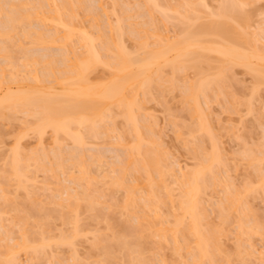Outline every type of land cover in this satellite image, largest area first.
<instances>
[{"label": "bare ground", "instance_id": "bare-ground-1", "mask_svg": "<svg viewBox=\"0 0 264 264\" xmlns=\"http://www.w3.org/2000/svg\"><path fill=\"white\" fill-rule=\"evenodd\" d=\"M15 1H17V0H1L0 1V38L2 37L0 43H2V39H3L6 41V43L9 41L7 43L9 45V43H11L12 40L15 39V38L14 39L11 38V37H13L12 32L14 31V29L16 27L20 28V26H21L22 32H20V34H22V36H20L18 34V31H20V30L17 31V29H15V31H16L15 34L17 33L15 36H17V35L20 36L19 38L21 40L23 39V37H24V39H28L27 42L29 41L30 43L29 44L27 43V45L29 46L30 44L31 45L33 44L34 46H31V45H30L31 47H27V45L24 46L23 43L26 40H24V42L22 41L23 43L20 42V44H22L20 48L17 46V48L22 50L25 54V55H22V58H24V59L22 60L23 62L20 61V65L22 64L21 65L22 68L20 67V65H18L21 68V69H19V67L17 65H16L17 67L12 65V64H14L13 63L14 60L13 61L10 60V62L8 60L9 56L12 55V54H9V52L12 48L10 50L8 49L9 52L7 53V49L5 46H8V45H6V43L4 41L3 42L5 44L4 43H2V44H4L5 46L2 44L0 45V56H1L0 58L2 60V58L4 57V59H5L4 62L6 61L4 64H6V66L10 67V69L12 70V72L10 69L7 70L6 68H8V67L5 68L4 64H2V67H0L1 68L0 69V120H3V118H4V120H6V119L8 120L9 118H6V117H9V116H11L17 120L16 114L22 115V114H20V112L25 113L26 114L25 117H27V116L33 117V118L31 117V120L34 119L35 117L38 118V121H36L34 123L35 126L33 125L34 127L32 129V130H34L33 133H35L38 136L36 138L38 141L41 142L44 135H46L48 132L47 129H50L51 130L50 131L51 136H52V138H51V136H50V138L53 139L55 141V143L56 142L60 143V136L63 137V135H64V137L66 139H67L66 136L70 137L72 139V141L76 145H78L77 148L80 146V147H82L81 149L84 150L85 148H83V147L87 144L86 138L93 137V139H94L95 137L100 136L99 133L103 132L104 129H105L104 132L107 136L109 135L110 132L114 133V131H113L114 125L112 127H110L112 125L111 124L112 123L111 117L115 114L113 112H116L118 114V116H120V117L123 116L124 121L128 122L130 125L129 126L130 129L128 128V124L126 125L127 130L124 134H126L128 132L130 135L131 134H132V136L134 135V140L131 139L133 142L131 141V143H130V141H128L129 138H126V135L124 136L123 133L122 134L125 138L122 136L123 139H122V137L117 139V141L119 140L117 142V144L120 147H124L126 145L127 141H128L127 145H128V143H129V145L132 143L133 144L131 146H128L129 147V149H127L128 153L125 155L126 159L124 160V157H123V159H122L123 161H120L123 163V165H122V163H119V165H117L119 168H117V166L114 167V169L115 168L120 169L118 171H120L121 173L119 172V175L111 178L112 174H114V173L118 174V173H116V172H118L116 170V172L114 171L109 176L111 178V183L109 181V184L112 185V186L110 185L109 187L112 188L114 185V186H117L115 188H124L123 190L126 191L125 192L126 193V195H125L126 199H125V201H123L125 203H124V206L121 205V206H123L121 208H125V210H127V211L130 208L134 209V207H136V209H137L138 205L136 203H138V204L140 203V204H142L143 211H144V209H145V211L147 209L148 216L144 215L145 211H144V214L142 216L137 215V214H133L132 212L128 211L127 213L128 214L130 213L129 214L130 216H131V214H133L135 217L133 219H130L128 216L129 220L134 221V222H131L130 225L135 224L133 226L131 225L132 229L134 227V229L132 230L133 232L131 231L129 234H127V235L124 234L122 236H119V235L117 236V234H115L116 236H114V238H113L114 239L113 242L115 243L114 245L120 247L122 249V251L125 252L126 259L128 261L127 264H132V263L139 264L140 261H141V264H143L145 262V260H144V258H142V256H139L140 251H142V249L140 250V248H141L140 247V243H141L140 241L142 240V237L144 236L143 234L146 232V229H148V227H149V228L154 229V230L152 229L151 232L152 233L154 232L156 235H158L160 237V238L159 237L158 238L161 241H163V240L167 241L169 239L171 241H173L171 243L174 244L173 248L175 249V251L177 250L178 252L183 253L182 250L187 249L190 252V255H188V256H190L188 261L184 260L185 262L183 263V261H182V264H221V263H219L220 260L218 261V259H219L218 254H221V251H222L221 249L223 246L222 245L223 242L221 240L222 234L220 233L221 227L218 228L219 231H218V229H216L218 226L217 227L214 226L215 230H214V228L211 229L212 227L209 229L208 228L209 223H207V221H205L206 219H204V216H206L205 211L207 212V210L205 209V211H203L204 209H201L202 208L201 205L204 206V204H201L202 203L201 200L203 199L202 197H204L202 195H204V191H206L205 189L208 188L207 185L210 184V183H208L209 179H212L214 181L213 182L214 188L217 184L224 185V184H222V183H224V181L218 180L219 178H218V175L216 172V167H215V164H217V162H219L218 161L219 159H220V161L223 162V160H221V155L219 156V155H215L212 153H208L203 157L204 158L203 159L201 154H200L199 157H201L202 159L199 160L200 158L198 157L199 158L198 162H200L198 167L196 169L194 168L195 170L193 169V170H189V171H185V172L181 171L180 170L181 167H179L178 171H180L181 173L178 174V176H177L178 172L176 170L170 169V173H171V171H172V173L173 172L175 173V171L177 172L175 174L173 173V175L174 176L176 175L175 176L176 177L175 182L179 185L178 187L180 189L179 190L180 193L177 195V197L174 196L173 193H175L174 192L175 190H170L173 188H171V187L169 188V186H167V184H166L167 182H164V177L171 175L172 173L169 174L168 172H166L168 170V168L165 169L166 167H163V166H167V165L166 164L163 165L164 164L163 162H165V159L163 160L164 157H162V154L160 153L161 152L160 149L158 150V147L160 144H159L158 140L155 139L154 137L147 136L148 132L147 131L145 132V129H147V128L150 129V126H148V125L145 126L146 123L140 124V122H142V123L145 122V120H144L145 118L143 119V117H144L143 112H142V115H143L142 119L144 121H142L141 118H140L141 120L139 121V117H138V116H140L138 113V110L140 112L141 108L143 109V106H144V104H143L144 102L141 103V101H144V100H142L138 97H139L140 93H142L143 95L148 93L149 88L151 87L150 86L151 82H153L154 80H158L157 82L162 80V83H165L164 81H167V80H165L166 77L164 79L163 78L161 79V77L165 76L164 75L165 74L164 66L167 67V65H170L172 67L173 71H179L180 70V71H182L181 73H183V70L185 72V69L186 70L189 69L188 67H192L193 69L196 68V70H197L200 67L198 65L199 60H201L200 56H201V58H202V56H204V54H203L204 51H200V50H205V52L206 51L215 52L216 54L220 55L217 58L220 59V61H221L220 62L221 64L220 63L218 64L219 68H218L217 72L215 73L216 77L212 76L214 78H212V77L209 78V79H212L209 81V79H206V77L207 76L209 77V75L206 76L203 74L202 75L203 77L201 76V78H200V76H199V78L201 80L199 81V78H198V80H197L198 83H197V81L196 82H190L192 84H189L188 87H186V85H185V89L183 91V96H184V99L186 102V106H187V104L189 105L188 109H190L189 111H191V115L193 116V119L195 121L194 122V126H195L194 129L191 128L192 132H194V133L195 132H199V133L200 132L201 133L206 132V130L209 129V128L207 129V127H209V126L206 127V125L204 123L206 119H203L204 122L202 121V118H206V117L204 116V114H203L204 117L202 116L203 111L201 109V105L199 104V102H201V101H199V97L202 98L201 96H204L205 98H209V97L211 98L214 94V93L212 94V91L214 90L213 88H215V92L217 91L219 93L220 88L222 87V85H224L221 83H225L224 79L226 78L227 74L230 72L231 67L234 68L235 66L241 65L245 68L247 67L248 68L247 70L248 71L250 70L251 73H253V75L257 74V76L260 79L264 78V50H263V52L260 51V50H262V48H261L262 45L264 46V42L262 41V40H264V36H263V38L261 36L262 40L260 42H262V44H260L259 39H258L259 43L256 40L257 43L255 42L256 45L254 46L257 50L256 52L254 51L255 50V48H254L252 53H246V51L244 52L240 48V45H239V44H241L240 42L243 41V36L241 33H239L241 31V28L236 27V24H237L236 22H238L239 24L241 23L240 24L241 27H242V25L244 26V22L246 23V21H245L246 15L242 16L243 13H241V11L239 13L241 15L238 14L239 10H241L243 8V6L242 7L240 6L241 9H239L240 7L238 5H241L242 3L239 2L238 0H235L236 2H234V0H224V4L223 5L221 4L222 6L219 7L220 8L219 11L217 13H215V15L218 17V20L212 19L214 21L209 22V23L200 22L201 24L200 25L198 24L199 27H197V26L195 27V31H194V29H192L193 31H189L190 30L189 29L188 31H186L184 33L185 28H183L182 29L183 35L179 36L180 38H178L174 41H172V39L169 38L168 35H167L168 37L162 36L160 33H158V35H157L156 34L157 32H155V31L152 32L153 33L152 35L151 34L148 35L150 37L137 36L138 35L137 33L139 31L148 33V30H147L148 26L144 23L143 26L146 27V29H145L146 31H145V30H143L144 27L142 25H141L142 27L140 26L141 28H138L139 24L136 23L137 24L136 25L137 26L136 27V31H137L136 34L137 35L135 34V32L131 35V33L133 32V30H131L132 27L130 28L131 31L129 30V28L127 31V32H129L128 34L131 37H133V35L136 36V37H133L134 39L137 38L136 40L133 39L136 44L137 43L141 44L142 45L141 47H143L144 49L148 48V46L150 47L149 41L151 39L147 40V38H152L151 36H154V38L156 36V39H157V37L160 38L161 43H158V41L154 40L155 43H154V41L151 42L152 44L154 43V45L151 44V48L146 49V52L143 56H138L136 54L137 52L136 53L133 52L136 55L132 56V52L130 51L131 53L129 52L130 53L129 54L127 52L128 49L126 50V48L123 45V44H125L124 41H122L123 40L122 36L125 33L123 27L119 26L121 29H123V32H124L123 33L122 31H120L119 34L117 32L118 29H116V27H115L116 25L114 26L111 23L109 24L110 25L109 28L111 27L109 30H105L106 28L102 30L104 33L102 31H100L101 28H100V30H97L99 32V34H97V36H96V37H98L97 39H99L98 42L100 41V39L102 40V43H100V45H102V46H100V48H99V44L96 43V39H95L96 37L93 38V36L91 35V31L89 29H86V27L83 25L85 21L82 23V20L80 19L81 20V26L82 25L83 26L81 27L79 25L80 21L77 22L78 11H79L78 8L81 9L80 7L84 5V0H76L75 3L73 2V0H44V1L41 0V2H42L41 3L39 0V3H38L39 5L37 3H33V0H31L32 2L31 1L28 2L27 0H26L27 2L25 0L24 1L22 0L23 1L22 2L21 0H19L20 2L17 1L16 3H14ZM100 1H102V0H100ZM193 1L194 0H191V3H190V1H188L189 3L187 2L186 4L184 2V4H185L184 7L186 5H188V8H189V4H190L191 5L190 7L193 8V10H191L192 8L189 9L190 11H188L184 8L186 10V12H183V13H186V16L190 15L187 13V11L189 13H191V11L194 12L195 8H196L195 11L196 10L200 11L199 8L197 9V6L195 7V4L196 3L198 4V2L195 0V3H194ZM203 1L204 0H202V2ZM237 1L239 2L238 4H237ZM90 2H92V1H90ZM142 2L143 3H140L141 5L144 4V1H142ZM85 3H87V2H85ZM204 3H205V1H204ZM29 4L31 6L33 4L32 7L30 6V10L28 7ZM35 4H37V5H35ZM98 4H97V6H98ZM146 4L151 5L152 3H148V2L146 3L145 2V5ZM147 5L145 7L149 8L150 6H147ZM156 5L158 6V4H156ZM92 6H94V5H92ZM116 6H117V4H116ZM137 6H138V4H137ZM203 6L205 7L206 3L202 4V7ZM25 7L28 8V10ZM141 7L142 6L139 5L138 9L141 12L143 10L145 12L146 9H144V8L142 9ZM151 7H153V6H151ZM151 7L149 9H151ZM83 8H85V7H83ZM99 8H100V10L102 8V11H105V9H106V8H104L103 4H101V5L99 4L98 8L93 7L92 11L96 10V12H97ZM126 8H127V6H126ZM130 8H132V5ZM159 8H161V7L159 6ZM175 8H178V7H175ZM175 8H172V9H175ZM182 8H183V6H182ZM186 8H187V6H186ZM133 9H134V7L132 8V11H133ZM161 9L167 11V8L163 7ZM139 10H138V13H136L137 11L135 13L136 14L141 13ZM237 10H238V12H237ZM150 11H152V10H150ZM154 11H156V8H155V10L150 12V15L154 14ZM175 11H176V9L173 12H175ZM80 12H81V10H80ZM96 12L94 14H96ZM170 12H172V11H170ZM170 12H169V15L171 14ZM104 13H107V11H105ZM147 13L149 14V12H147ZM178 13H177V15L180 14V13L179 14ZM196 13L197 12L192 13V14H194V17H195ZM143 14H142V16H143ZM175 14H176V12H175ZM184 15L185 14H183L182 17H185ZM197 15H198L197 17L199 18L198 13H197ZM210 16H212V15L210 14ZM213 16H214V13H213ZM127 17L132 18L129 15ZM165 17L167 18V15H165ZM192 17H193V15L192 16L190 15L188 18H190L192 20ZM122 18L124 19V17H122ZM122 18L120 17L119 18L120 20H118V21H122ZM171 18L174 19V17H172V16H171ZM188 18H186V19H188ZM198 18H196V19H198ZM214 18H216V17L214 16ZM127 19L129 20V18H127ZM149 19H150V17H149ZM186 19H184V20L187 22L189 19L188 20H186ZM193 19H195V18H193ZM182 20H183V18H182ZM191 20H189V21H191ZM231 20L232 21L235 20L234 22L236 24L235 25L231 24V22H230ZM96 21H97V19H96ZM96 21H95V26H96V24H100V23H97ZM168 21H169V19H168ZM36 22L38 24L41 23L40 27L39 26L37 27V25H35ZM46 23H49V24L51 23L55 26L52 34H50V32H47V31L46 32L48 34L46 32H44L45 30H48V29L43 28L44 29V31H43V29L41 28L42 27L41 25L44 24L43 25V27H44L45 25H47ZM146 23H148V22H146ZM191 23H192V21H191ZM51 24L49 26H51ZM148 24L150 26V23H148ZM184 24H186V23H184ZM93 25H94V23H93ZM99 27L100 26L98 25V28ZM117 27H118V25H117ZM187 27L189 28V26H187ZM35 28H36V30H35ZM98 28H96V29H98ZM190 28H192V27H190ZM193 28H194V26H193ZM237 29L239 32L237 31ZM149 31H151V30H149ZM106 32L108 33V35ZM121 32H122V34H121ZM149 33H151V32H149ZM116 34L119 35V38L122 37V39L121 38L120 39H121V42L123 44L119 41V38L117 39L115 37ZM120 34H121V36H120ZM208 34H211L212 36L215 35L214 37L219 38V40H220L219 42H221L220 38H222V40L224 39L223 43L221 42L220 44H218V43H215V41L214 42L212 41L213 42L212 44L213 45L216 44V46L215 47H213V45H212V47L208 46V45H210V43H203V39L205 42L206 38H208L210 36L209 35L206 37V35H208ZM94 35H96V34H94ZM262 35H264V34H262ZM170 39H171V41H170ZM245 40L243 42H245ZM15 41H18V40H15ZM163 41H165L166 43H162ZM208 41L210 42V40H208ZM206 42H207V40H206ZM74 43H75V45H74ZM76 43H77V45H79L80 49L83 48L81 50L82 51L81 53H79L80 51L77 50L78 46L76 45ZM245 43H247V40ZM12 44H13V42H12ZM20 44H19V46H20ZM205 44H208V45L206 46ZM217 44L220 46L217 47ZM257 44L261 45L260 50H259V48H257ZM97 45H98V47H97ZM39 46H41V47H39ZM53 46L56 49L61 50V51H59L61 54L60 53L56 54L57 51L55 53H53V52L51 53V51H49V50L50 49L53 50L52 49V48H54ZM13 48H15V47H13ZM19 49H17V50H19ZM83 50H85V52H83ZM103 50H105V52ZM22 51H21V53L23 54ZM62 51H64V53ZM101 52L104 54L105 53H108V54L110 53V54L104 56ZM111 53L113 54V57H112ZM142 53L138 52V54H142ZM107 56H109V57H107ZM206 58H208V57H206ZM11 62H12V64H11ZM8 63H9V65L11 64V66L7 65ZM58 63H61L62 66ZM58 65H60V66H58ZM101 65H103V67L105 66L104 70L106 69L107 70L106 72L109 73V74L108 73L104 74V76L105 75L109 76L107 78L108 80L105 81V80H99L98 79L97 81H100V82H93L94 80H96L97 78H100V77H101L100 79H104L103 75H102L103 77L102 76L99 77L98 75L96 76L94 73L98 69L97 67H100ZM42 66H43V68H40ZM14 67H15V69H14ZM108 68H109V70H108ZM162 68H163V70H162ZM41 69H42V71H41ZM40 71H41V73H40ZM199 71H201V70H199ZM9 73H10V76H8ZM173 74H176V73H173ZM200 74H202V71H201V73H199V75ZM204 76H206V77L204 78ZM171 77L172 76H170V78ZM170 78H169V80L171 82L170 84H172V87H171V85H170V87L173 89L174 85L177 86L174 83L175 82L174 80H176V79H174L175 77L174 78L172 77L171 78L172 80ZM203 78L206 80H204ZM91 80H93V81L91 82ZM102 81H104V82H102ZM154 83H156V81ZM195 83H197V84H195ZM218 87H220V88H218ZM223 87H225V85ZM222 90H224V88ZM222 90H220V92ZM209 92H211L212 96H209ZM217 92L215 94H217ZM221 94L222 93H220L219 95H221ZM217 96H218V94H217ZM140 97H141V95H140ZM213 97L216 98V96H213ZM219 97L220 96H218L217 98L219 99ZM146 98H147V96H146ZM139 100H141V101H139ZM200 110L202 112H200ZM143 111H145V110L143 109ZM201 116H202V118H201ZM28 119L29 118L27 117V120ZM108 119L111 121V123L109 122ZM115 119H116V117L114 118V116H113L112 120L116 121ZM19 120H21V119H19ZM34 121H35V119H34ZM23 122L21 121V123H23ZM105 122H106V124H105ZM107 122L110 123V126H108L109 123H107ZM24 123H26V121ZM29 123H26V124H29ZM31 124H32V122H31ZM115 124H116V122H115ZM207 124H208V121H207ZM27 126H28L27 128L32 127V125L31 126L27 125ZM192 127H193V125H192ZM130 131L132 133H130ZM149 132H152V135H153V131L149 130ZM207 133H209V132L207 131ZM129 134H128V136L131 138V136ZM180 135H181V133L179 134V137H180ZM53 140H52V142H53ZM72 146H74V145L72 144ZM16 147L17 148L13 151V155L11 154V156L8 159L9 164L8 163L7 164L9 165L8 166L10 169L9 171L11 172L10 173L11 175L9 174V178L11 177V179H12L14 177L16 182L18 180V185L20 187L22 186V184L27 183V181L25 179H28L31 177V174L29 175L28 170L26 172V169L33 163L37 167V169L34 167L35 171H37V170L38 171H45L44 173L47 172V174L49 172L54 174L55 173L54 170L59 169L58 171H61V168L66 169V171H67V169H69V164L66 165L68 163L66 161H69V160L72 161L71 166L79 168V169L76 168V169H78V173L80 174L79 175L77 173L79 176H75V175H77V174H75L74 177L71 178V176H73V173H70V171H69V174H72V175H69L70 179H69L68 175H66L67 173L65 172V170H63L64 171V172L62 171L63 174L67 176L65 178L66 180L64 179L65 180L64 182H67V180H68L69 184H67V183H65V184L69 185V186H64L65 185L64 182L62 183L64 185H62V187H60L61 192L59 191V193H57V195L59 194L58 195L60 198L59 200H57V197L53 194L55 196L54 204L57 205L58 209H61L62 212L63 211L65 212V210H62V209L67 208L68 211H71V213L75 214V218L74 217L72 218V216L70 215L71 213L69 212L70 214H68V216L70 215V217H71V220H69L70 218L68 219L66 214L63 213V215H62V212H61L60 218L62 220L65 219V220H63V222L65 224H69V223H66L67 220H69V222L78 221L77 224L72 223V225H75L74 228L76 227V225L79 224V220H77L78 219L77 217H79L78 214H80L79 212L81 211L80 209H81L82 205L80 203L82 200L83 201L87 200L88 206L86 208H90L91 210L96 209V206L99 203H101V202L98 203V201L96 202V199H97L96 197H98V196H95V199H94V197L92 198V196L96 195L95 194L96 191H98L96 189H94L95 190L94 192H93V189L91 190L93 182L90 181L91 184L90 185L88 184V186L89 187L91 186V188L90 189H88L89 187L87 188L88 193H91V196L86 192L87 191V189H86L87 184H84L86 187L83 186L85 191L80 192L77 188V187H79V185L82 186V184H81L82 180H85V182H86V180L88 179L87 176H89L91 179L94 178V177H91L90 175H88L89 169H87L86 164H88L90 162L87 160L89 158L86 159L88 161V163H86L87 161L84 162L85 158H86L85 155H87V154L83 150H81L82 152L80 151L78 153L77 151L74 150V148L70 147L71 149H73L72 153L75 152L78 155L71 154L72 157L67 159L65 157L66 155L62 156L64 154L63 151L60 153L57 150L60 147L58 145V148L56 149L57 152H54V150H53V152L49 151L48 152L49 154L45 153L44 156L47 157V159L44 158L45 161L49 159L48 155H51L50 152L52 153V155H53V153H55L54 155H55V160H56V161L54 160L55 161L54 163L53 162L50 163L51 160H49L50 164H52V165L55 164L54 166H52V165L46 166L47 162H45V161L42 162L43 156L37 155L41 151L40 152L37 151L38 153L36 152V154H35V150H34L33 154H30L27 152H26L27 153L26 154L23 150V152L25 154V156H24V154H23L21 148L18 146V144ZM128 147L125 146V148H128ZM196 147H198V145H196ZM201 147H202V145H201ZM52 148L54 149L55 145ZM47 150L48 149H46V151ZM79 150H80V148H78V151ZM25 151H27V150H25ZM31 151H32V149L29 152H31ZM46 151H44V152H46ZM202 151H204V150H202ZM197 152L199 153V148L197 149V151L194 154L196 155ZM83 153H85V154H83ZM200 153H202V152H200ZM216 153H217V151H216ZM247 153H248V151H247ZM34 154L37 156L36 158L34 157L35 156ZM91 154L92 153H90V155H89L90 158L92 157ZM218 154H219V152H218ZM41 155H42V153H41ZM38 156L42 157L41 160H40V158H38ZM246 156H247V154H246ZM52 157H54V156H52ZM218 157H220V158L218 159ZM96 159H98V161H96ZM96 159H95V161L99 162V161H101L100 159H102V157L97 156ZM89 160H91V159H89ZM93 160L94 159L92 158V161ZM249 160L251 163H253V162L259 160V158L256 156H251L249 158ZM32 161H33V163L30 164V162H32ZM93 163H95V162H93ZM93 163L89 164V165H93ZM96 165H97V163H96ZM120 165H121V167H120ZM218 165H220V163H218ZM66 166H68V167H66ZM112 166L113 165H111L110 168H112ZM99 167L101 168V162H100ZM169 168H171V167H169ZM31 169L32 168L30 167L29 172H31ZM174 169H175V167H174ZM182 170H183V168H182ZM58 171H56V172H58ZM132 171H134V172H132ZM130 172L135 173V174L138 173V174H136V177L134 174V178H132V180L134 179L133 184L130 183V182H132L131 179L129 182V180H127V177H126V176H129L128 174ZM167 173H168V175H166ZM32 174H34V173H32ZM57 175L58 174L56 173V176ZM106 175H104V176L106 177ZM173 175H171V177L174 179ZM48 176H52V175L49 174ZM32 177L30 178L31 180L34 178V177L33 178ZM53 177H55V174L53 175ZM14 178L12 180H14ZM129 178H130V176H129ZM9 180L10 179H8V181ZM87 181L89 182V180H87ZM216 181H219V182H216ZM59 182L61 183V181H59ZM71 182H72V184H71ZM215 182H216V185H215ZM27 184H25L24 186L27 187L26 186ZM47 184L50 185V183H47ZM75 185H77V187L74 188ZM19 186H18V188H20ZM166 186H167V188H166ZM164 187L166 188V190H168V188H169L167 196H169L168 198L171 199L170 202L172 203V208L175 207V210L173 213L175 222L172 225L173 220L169 221V223L171 222V226L168 224V222H167L168 220L165 219L164 216L162 215V213L164 211L161 213V211L163 210L162 207L163 206L166 207V205H163V204H166L165 200H167V199H163V198L161 199L160 198L163 195L160 192L162 191V188L164 189ZM224 187L230 188V186H226V185ZM3 188H4V186H0V189H1L0 190V200L3 202H6V203H8L7 202L8 200L11 202L10 198L9 199L7 198V196H9V195L6 194V192L4 190H2ZM212 188H213V186H212ZM229 188H228V192L226 190L227 193L224 192V193H226L224 195H227L229 193L225 197L224 201L222 200L224 197L221 199L223 203L220 201L222 203L221 205H223V206L218 205L219 206L218 208L220 210L224 209L223 210L224 213L221 210L222 212L220 214L221 218L224 221H227L229 219L227 216V214H229V212H231L230 214H232V212L234 213V211L238 213V210L240 209V204L243 201V199H242V201H240L241 199H239V196H238L239 194H236V193L234 194L233 192H235V191L233 190V192H231L232 189L230 190ZM89 190L91 192H89ZM170 191H171V193H170ZM139 192H143L144 194L143 193L141 194ZM29 193H31V192H29ZM92 193H93V195H92ZM138 193L141 194V195H139L140 196L139 198H137L138 195H136ZM63 195H66V196L64 197ZM50 196L54 197V196H52V194ZM3 198H4V200H2ZM172 198L173 199L176 198L175 200L177 202L175 200H173ZM95 202L98 204H95ZM162 202H164V203L162 204ZM220 202L218 204H220ZM10 204H14V203H10ZM39 205H40V203H39ZM167 205L169 206L168 203H167ZM8 206H9V204L7 205V207ZM32 206L35 207L34 205H32ZM42 206L43 205L41 203L40 207H37V208H41ZM7 207H5V208H7ZM44 208H45V206H43L41 209H44ZM90 209H88V210H90ZM133 209H131V210H133ZM136 209H134L133 211H135ZM33 210L34 209H32L31 212ZM45 210H46V208H45ZM247 210H248V208H247ZM5 211H3V212L0 211V230L1 231L4 230V232L3 231H2V233L0 232L2 235L4 233V236H0V237H2L4 239L3 240L4 242H6V243H4V244L2 243V244L6 245L5 251H7V252L4 251L5 252L4 253L1 251V250H3V246L1 244L0 245L1 246L0 264H24V263L26 264V261L24 263H20V262H22L20 260V257H19L20 254L19 255L17 254L20 251H23L24 253L30 254V255H31L30 252H36V253H39V255H41V253H42V255H43V252H45L43 250L44 246L45 245L48 246L50 244H45L43 246L42 244H44V243L41 242L42 243L41 247L43 246V249H42L43 251H41V248H39L40 246L38 245V244H40V242H37L38 244L37 243L34 244L35 239L33 240L34 241L33 243H31V240L29 241V239H31V237H30V235H28L29 233L26 234V232H25V231H27L26 230L27 228L25 227V229H24L22 226L20 227V224H22V223L25 224L26 220H28L26 218L27 215L23 216L22 215L23 213H20V212L18 214V217L19 216L20 217L17 218L18 222L17 221L16 222L18 224L20 223L19 224L20 231L24 229L23 230L24 232H19L22 236V237H20L21 241L18 240L17 243H13L16 240L15 241L13 240L12 236L10 235L8 228H7V230H5L6 225L4 224V221H3L4 216H1V215H4L3 213H6ZM16 211H17V209H16ZM37 211H38V209H37ZM39 212H41V211H39ZM149 212L151 214H153L152 217H151V215L149 217V214H150ZM169 212H170V214H172L170 210H169ZM217 212H220V211H217ZM47 213H45V214H47ZM95 213H97V212H95ZM224 214H226V216ZM62 216H64V217L62 218ZM98 216H100V215H98ZM145 217H148L150 219H147ZM161 217H162V219L164 218L167 221H164V219L162 221ZM152 218H154V219H152ZM14 219L15 218H13V220ZM74 219H76V220H74ZM146 219L149 222H146ZM244 219L245 218L239 219L240 221L238 223L239 224L238 225V230H239L238 231V233H239L238 237L240 239H241L243 233L245 232L244 230H246V232H250L252 234L253 231H256L255 233H257V231H259V230H255V228L258 229L260 227L257 225L255 226V224L252 225V224H250L251 222H248L246 219L245 220ZM230 220H231V218L229 219V222H230ZM224 221H223V223H224ZM165 222H167L166 225H165ZM13 223H15V222H13ZM43 223L44 222H42L41 224H43ZM203 223L206 224L207 228H204L205 224L203 226ZM258 223H260V222L258 221ZM18 224H16V225L18 226ZM45 225H47V224H45ZM144 225H146V226H144ZM79 226H80V224H79ZM79 226H77V227H79ZM157 226H159V227L155 229V227H157ZM209 226H211V225L209 224ZM145 227H146V229H144ZM11 229H13V227ZM79 229H80V227L77 229L78 232H79ZM205 229H208V230H205ZM42 230H44V228ZM263 230H261V231H263ZM45 231H46V229H45ZM261 231H259V232H261ZM74 232H77V231L75 230ZM142 232H144V233H142ZM80 233H82V232H79L78 235H80ZM222 233H224V232H222ZM155 234H154V236H156ZM128 235H130V238H128ZM71 236H72L71 234L70 235L66 234V236L63 237L61 239V241L62 242H71V241H73L71 239L75 238L76 235H74V237L73 236L71 237ZM44 237L45 236H43V238ZM67 237H69V238H67ZM2 238L0 240H2ZM51 238H53V237H51ZM51 238H48V239H51ZM140 238H141V240H140ZM18 239H19V237H18ZM97 239H100L99 240L100 244H103L104 247L106 246L104 244L107 240H105V242L101 243L100 241L102 240V238L98 237ZM103 239H104V237H103ZM12 240H13V242H12ZM54 241H56V240H54ZM102 241H104V240H102ZM95 242H96V244H99L98 240ZM56 243H58V242L56 241ZM107 243H109V241L106 242V244ZM71 244H74V242H71ZM110 244H109L110 246L107 245L106 248L102 247L104 250L106 249L105 250L106 251L105 252L106 253L105 254L106 255V261L110 259L112 249H114L113 247H115L112 245L113 243H110ZM237 245H238L237 248L240 250L239 252H242L241 248L243 249V247H242L243 243H240ZM100 246H102V245H100ZM38 249H39V252H37ZM187 250H184V251H187ZM251 253H252V251L246 253V255L249 257L250 256L252 257V255L254 256V253H252V254ZM36 255H38V254H36ZM138 256L141 258H139ZM182 257H183V254H182ZM31 258H32V256H31ZM127 261L125 260L124 262H127ZM109 262H110V260L108 261V263ZM59 264H60V262H59Z\"/></svg>", "mask_w": 264, "mask_h": 264}, {"label": "rangeland", "instance_id": "rangeland-1", "mask_svg": "<svg viewBox=\"0 0 264 264\" xmlns=\"http://www.w3.org/2000/svg\"><path fill=\"white\" fill-rule=\"evenodd\" d=\"M17 1H19V0H17ZM17 1H15L14 3H16ZM27 1L29 2L31 0H27ZM90 1H92V2H90ZM142 1H144L143 5L140 4V3H143ZM188 1H190V3H191V0H188ZM188 1L187 0H140V1L139 0H107V1L106 0H102V1H100V0H84V5L80 7L81 9L78 8L79 11L77 10L78 11V17H79V18L77 17V22L80 21L79 22L80 24L79 23L78 24L81 26V20H82V23L85 21L83 25L86 27V29H89L91 31V35L93 36V38H95L97 36V34H99V32L97 30H100V28H101L100 31H102L105 28H106L105 30H109L111 28V27L109 28L110 23L113 24L114 26L116 25L115 27H116V29H118L117 30L118 34L120 33V31L123 32V29H124L125 33L123 32L124 34L122 36L123 37L122 41H124V43L126 45L121 42L122 37H120L121 38L120 39L118 34H116L115 37L117 39L119 38V41L124 45L126 50L128 49V51H127L128 53L130 51L132 52V56H134L136 54L138 56H143L146 52V49L151 48V44H152L151 42L156 40V41H158V43H161L160 38L157 37V39H156V36H155V38H154V36H151L152 38H147V40L151 39L149 41L150 47L148 46V48L144 49L143 47H141L142 46L141 44L135 43L134 40H136L137 38L134 39L133 37H136V36L133 35V37H131L128 34L129 33V32H127L128 28H129V30L131 27L133 28V29L131 28V30H133L131 35L134 32L136 34L137 33V31H136L137 26L136 25L139 24L138 28H141L145 23L148 26V28H147L148 33L139 31L137 33L138 35L136 34L137 36L150 37L148 35H150V34L152 35L153 34L152 32L155 31V32H157L156 33L157 35H158V33H160L162 36L168 35L169 38H171L172 41H174V40L180 38L179 36L183 35V32H182L183 28H185L184 33L186 31H188L189 29H190L189 31H193L192 29H194V31H195V27L196 26L199 27L198 24L200 25L201 24L200 22L209 23V22H212L214 20H218V17L215 15V13H217L220 9L219 7H221L224 4V0H204L206 3V6L202 7V4H205L204 1L202 2V0H196L199 5L196 3L197 5L195 4V7L197 6V9L199 8L200 11H197V10L195 11V9H196L195 8L194 12H197L199 14V18H198L197 13L195 14V17H194V14H192L194 12H192V11H191V13L188 12V11H190L189 9L192 8V7H190L191 6L190 4H189V8H188V5H186L187 8H186V6L184 7V5ZM238 1L241 2L242 4L244 3L243 5L241 3H240L241 5H238L239 7L243 6L242 9H241V7L239 8L237 6L239 9H241V10L238 9L239 12H238V10H237V12L239 14L241 11V13H243L242 16L246 15L245 16L246 23L244 22V26L242 25V27H241V25H240L241 23L239 24L238 22H236L237 23L236 24L234 22L235 20L232 21L233 19L230 22L233 25L236 24L237 28L238 27L241 28L240 32L238 31V29H237V31L242 34L243 41L245 39L247 40V43H245L246 40H245V42H243V41L240 42L241 43V44H239L240 48L244 52L246 51V53H252V51L255 48L254 46L256 45L255 44L256 40L258 42V39H259V42H260L264 36V35H262V34H264V0H238ZM238 1H237V4L239 3ZM40 2H41V0H40ZM73 2L75 3L76 0L75 1L73 0ZM85 2H87V3H85ZM145 2L146 3L147 2L152 3L151 5H147V4L146 5L150 6V7L153 6V7H151V9H149L150 7L146 8ZM184 2H185V4H184ZM193 2L195 3V0ZM234 2H236V1L234 0ZM33 3L38 4L39 0H33ZM98 3L100 5L101 4L104 5V8H106L105 11H107V13H104L105 11H102V8H101V10L99 8L97 12H96V10H94L96 12V14H94L95 12L92 11L93 7L98 8V6H99ZM30 4L28 6L29 10H30V6H31ZM37 4H35V5H37ZM97 4H98V6H97ZM116 4H117V6H116ZM137 4H138V6H137ZM156 4H158V6ZM92 5H94V6H92ZM131 5H132V8L134 7L133 11H132V8H130ZM139 5L142 6L141 7L142 9L143 8L146 9L145 12H144V10L141 12L138 9ZM32 6H33V4H32ZM126 6H127V8H126ZM159 6L161 8H163V7L167 8V11L159 8ZM182 6H183V8H182ZM83 7H85V8H83ZM175 7H178V8H175ZM155 8H156V11H154V14L150 15V12L155 10ZM172 8L176 9V11H175L176 14H175V12H173L175 9H172ZM184 8L186 10H188L187 11L188 14H190L191 16L193 15L192 20L190 18H188L190 15H187L188 16L187 17L186 13H183V12H186V10ZM26 9L28 10V8H26ZM137 9L141 13L136 14V13H138ZM80 10H81V12H80ZM150 10H152V11H150ZM169 10L172 12H170ZM191 10H193V8ZM147 12H149V14ZM169 12L171 13L170 15H169ZM177 13L179 15H177ZM213 13H214V16L216 18H214ZM142 14H143V16H142ZM183 14H185L184 16L186 18H188L189 20H191L192 23H191V21H189L185 17H182ZM210 14L212 16H210ZM128 15L131 16L132 18L127 17ZM165 15H167V18L165 17ZM239 15H241V14H239ZM171 16L174 17V19L171 18ZM120 17L121 18L124 17L125 20L122 18V21H118V20H120L119 19ZM149 17H150V19H149ZM181 17L183 18V20ZM95 18L97 19V21ZM127 18H129V20ZM193 18H195V19H193ZM196 18H198L199 20ZM168 19H169V21H168ZM184 19L188 20L191 24L188 21L186 22ZM212 19H214V20H212ZM95 21L97 23H100V24H96L97 27L95 26ZM146 22L150 23V26ZM36 23H35V25H37V27L38 26L40 27L41 23L40 24H38V23L36 24ZM93 23H94V25H93ZM184 23H186V24H184ZM46 24H47V25H45L46 27L45 26L43 27V25H44L43 24V25H41L42 26L41 28L42 29L43 28L48 29L45 31L43 29V31L44 32L47 31V32H50V34H52L55 26L51 23H50L51 26L53 25L54 27L49 26L50 25L49 23H46ZM98 25L100 26L99 28H98ZM117 25H118V27H117ZM119 26L123 27V29H121ZM187 26H189V28ZM193 26H194V28H193ZM190 27H192V28H190ZM96 28H98V29H96ZM15 29H17V31L20 30V31H18V34L20 36H22V34H20V32H22L21 26H20V28L16 27ZM15 29L12 32L13 37H11L13 39L15 38L14 40H12L13 44L10 41L11 43H9V45H8L7 43L9 41L6 43V41L2 39V43L5 42L6 45H8V46H5L4 45L5 43L4 44L0 43V45L2 44L6 47L7 53L9 52L8 49L9 50L11 48L13 49V50L11 49L9 52V54H12V55H10V56L8 55L9 56L8 60H9V62H10V60L11 61L14 60L13 63L15 65L12 64V62H11V64L13 66H16V65L18 66V65H20V61H22L24 59V58H22V55H25L24 52L19 49L22 45V44H20V42H22V41L24 42V40H26L25 41L26 43L22 42L24 46L27 45V43L29 44L30 42L29 41L27 42L28 39H24V37L21 40L19 38L20 36H18V35H17L18 37L15 36L17 34V33L15 34V32H16ZM145 29H146V27H144L143 30H145ZM35 30H36V28H35ZM149 30H151V31H149ZM122 32H121V34H122ZM149 32H151V33H149ZM94 34H96V35H94ZM121 34H120V36H121ZM107 35H108V33H107ZM207 36H209L208 38H206L207 42H206V40L204 42V39H203V43H210V45L205 44L206 46L208 45V46L212 47V45H213L212 43L214 41H215V43H218V44H220L221 42L223 43L224 39L222 40V38H220L221 42H219L220 41L219 38L214 37L215 35L212 36L211 34H208V35H206V37ZM261 36H262V38H261ZM1 38H0V42H1ZM97 38L98 37L95 38L96 43L99 44V48H100V46H102V45H100V43H102V40L100 39V41L98 42L99 39H97ZM171 39H170V41H171ZM15 40H18V41H15ZM208 40H210V42ZM262 41L264 42V40H262ZM154 43H155V41H154ZM154 43L152 45H154ZM162 43H166V42L163 41ZM19 44H20V46H19ZM218 44H217V47L220 46ZM260 44H262V42H260ZM260 44H257V48H259V50H260V46H261ZM30 45L29 46L27 45V47L34 46L33 44L31 46ZM74 45H75V43H74ZM76 45H77V43H76ZM17 46L19 48H17ZM77 46H78L77 50L80 51L79 53H81L82 52L81 50L83 48L80 49L79 45H77ZM215 46H216V44L213 45V47H215ZM13 47H15V48H13ZM39 47H41V46H39ZM97 47H98V45H97ZM16 48L19 50H17ZM261 48H262V50H260V51L263 52L264 46L262 45ZM52 49L54 51L51 49L49 50V51H51V53L52 52L55 53L57 51L56 54H58V53H60L59 51H61V50L56 49L55 47ZM21 51L23 52V54L21 53ZM103 51L105 52V50H103ZM200 51H204V53L202 52L204 54V56H202V58L200 56L201 60H199V64H198L201 68L199 67V69L196 70V68L193 69L192 67H188L189 69H187V70L185 69V72L183 70V73H181L182 71H180V70L179 71H173V69L170 65H167V67L164 66V68H165L164 69L165 70L164 75L165 76L161 77V79L162 78L164 79L166 77L165 80H167V81H164L165 83H162V80H160L161 82L160 81L157 82L158 80H154L153 82H151V85H150L151 87L149 88V91L147 94L143 95L142 93H140L142 98L140 97V95L138 98L144 100V101H141V100H139V101H141V103L144 102L143 103L144 104L143 109L145 111H143L142 108H141L142 111L140 110V112H139V110H138V113L140 115V116H138L139 121L142 119V117L144 115L143 119L145 118L144 119L145 122H143V123L140 122V124L146 123L145 126H147V125L150 126V129L149 128H147L148 130L145 129V132L146 131L148 132L147 136L154 137L155 139L158 140V142L160 144L158 147V150L160 149V151H161L160 153L162 154V157H164L163 160L165 159V162H163L164 163L163 165H165V164L167 165V166H163V167H166L165 169L168 168V170L166 172H168L169 174L172 173V171L170 173V169H172V170H176L178 172L177 173L175 171V173H177V176H178V174L181 173L180 171H178L179 167H181L180 170L184 171V172L189 171V170H193L194 168L196 169L200 163L198 161L201 160L208 153H212V154L219 155V156L221 155V160H223V162L220 161V159H219L220 157H218L219 162H217V164H215V167H216V172H217V175L219 178L218 180L224 181V183H222L224 185H221V184H220L221 186L219 184L216 185V182H219V181H216L215 182L216 186L214 188V184H213L214 181L212 179H209L208 183H210V184L207 185L208 188L205 189L206 191H204V195H202L204 197H202L203 199L201 200L202 201L201 204H204V206L201 205V207H202L201 209H204L203 211H205V209L207 210V212L205 211L206 216H204V219H206L205 221H207V223H209L211 225V226H209V224H208V228L210 229L212 227L211 229L214 228V230H215V227L218 226L216 229L221 227L220 228L221 231L224 232V233H222L220 231V233L222 234L221 240L223 242L222 243L223 246L221 249L222 250L221 254H218L219 255L218 261L220 260L219 263H221V264H264V230H263L264 229V179H263L264 178V78L260 79L257 76V74L253 75V73H251L250 70L249 71L247 70L248 69L247 67L245 68L241 65L235 66L234 68L231 67L230 72L228 71L229 73L227 74L226 78L224 79L225 83H221V84L225 85V87H223L224 85H222L224 90H222L223 89L222 87L221 88L218 87L222 91L220 92V90H219V93L216 91L218 96H220L219 99L217 98L218 97L217 94H215L216 93L215 88H213L214 90L212 91V94L214 93L213 96H216L217 99L211 95V92H209V96H212L211 98L210 97L205 98L204 96H201L202 98L199 97V101H201V102H199V104L201 105V109L203 111L202 116L204 114V116L206 117V118H202V116H201V118H202V121H203V119H206L205 122L204 121L203 122L205 123L206 127L209 126V127H207V129L208 128L209 129L206 130V132L203 131L205 134L201 133V132H200L201 134L199 132L194 133V132H192L191 128L194 129V127H195L194 122L195 121L193 119V116L191 115V111H189L190 109H188L189 105L187 104V106H186V102H185V99L183 96V91L185 89V85H186V87H188L189 84H192L190 82H196L198 80L199 76L201 78V76L203 74L206 76L209 75V77L204 76V78L206 77V79H209L212 76L216 77L215 73L217 72V70L219 68L218 64L221 62L220 59L217 58L220 55L216 54L215 52H213V51H211V52L206 51L205 52V50H200ZM254 51L255 52L257 51L256 48ZM62 52L64 53V51H62ZM83 52H85V50H83ZM133 52L134 53L137 52V53L134 54ZM138 52L139 53L143 52V53L138 54ZM102 54L105 56V55H109L110 53L109 54L108 53H105V54L102 53ZM107 57H109V56H107ZM112 57H113V54H112ZM206 57H208V58H206ZM2 60L0 58V65H1L0 67H2V64H4L6 62V61L4 62V60H5L4 57L2 58ZM11 64L9 65V63H8L7 65L11 66ZM58 64L61 65V63H58ZM4 65H5V68L8 67V66H6V64H4ZM21 65H20V67H21ZM60 65H58V66H60ZM20 67H19V69L22 68V67L21 68ZM102 67H103V65H101L100 67H97L98 69L96 68L97 73L94 72L96 76L98 75L100 77V76H102V75L104 76V74L108 73V72H106L107 71L106 69L104 70L105 66L103 68ZM40 68H43V66ZM6 69L9 70L10 67H8ZM14 69H15V67H14ZM108 70H109V68H108ZM162 70H163V68H162ZM199 70L202 71V74H200V75H199V73H201V71H199ZM41 71H42V69H41ZM41 71H40V73H41ZM11 72H12V70H11ZM172 72L176 73V74H173ZM10 73L8 74V76H10ZM170 76H172L173 78L175 77L174 79H176V80H174L175 81L174 83L177 86L174 85L173 89L171 88L172 84H170L171 82L169 80ZM108 77H109L108 75H105L103 77L104 79H100L101 78L100 77L94 81L91 80V82L92 81L93 82H100V81H97L98 79L107 81ZM200 78H199V81L201 80ZM212 78H214V77H212ZM206 79H204V80H206ZM210 80H212V79H209V81ZM155 81H156V83H154ZM102 82H104V81H102ZM197 83H198V81H197ZM197 83H195V84H197ZM170 85H171V87H170ZM220 93H222V94L219 95ZM146 96H147V98H146ZM205 100L206 101L208 100V101L206 102ZM202 111L200 110V112H202ZM142 112H143V115H142ZM113 113H115L113 116H114V118L116 117V119H115L116 121L112 120L113 119V116H112L111 117L112 123L108 119L112 125L110 126V123L109 122H107V123H109L108 126H110V127H112L114 125V127H113L114 133L110 132L108 135L109 137H108L104 132L105 129L104 130L102 129L103 132L99 133L100 136H97L94 139H93V137L86 138L87 144L83 147L85 149L83 150V149H81L82 147L79 146L78 147V148H80L79 151L77 148L78 145H76L70 137L66 136L67 137V139H66L64 137V135H63V137L60 136V143L56 142L60 146L58 148V145L55 143V141L53 139H51L52 136H51V132H50L51 130L50 129H47L48 132L46 135H44V137L41 141L42 143L40 141H38L36 139L38 136L35 133H33L34 130H32L33 127L35 126L34 123L36 121H38V118H36V117L34 118L35 119V121H34V119L31 120L32 116H30V117L27 116L29 118L27 120V117H25L26 114L20 112V114H22V115L16 114L17 120L11 116L6 117L9 119L11 118L10 120L9 119L4 120V118H3V120H0V186H4V188L2 190H4L6 192V194L9 195V196H7V198L8 199L10 198V200H11V202H10L7 199L8 203L0 200V211L3 212L6 210L5 211L6 213H3L4 215H1V216H4V218L3 217L2 218H3L4 224L7 226L6 227L4 225L5 230H7V228H8L10 235L12 236L13 240L14 241L16 240L15 242H13V240H12V242L17 243V241L20 240V237H22L19 232H24L23 230L26 227L27 231H25V232H26V234L29 233L28 235H30V237H31V239H29L30 237L28 238L29 241L31 240V243H33L35 241L34 244H36L37 242H40V244L37 243L40 246L39 248H41V251H43V250L45 251V252H43L44 256L42 255V253H41V255H39V253L30 252L31 253V255H30V254L24 253L23 251H20L19 253H17L18 255L20 254L19 257H20V260L22 261L20 263H24L26 261V264H31V263L32 264H59V262H60V264L61 263L62 264L63 263L64 264H107L109 260H110V262L108 264H125V263L127 264L128 263V261L126 259L125 252L122 251V249L120 247L114 245L115 243L113 242L114 241L113 238H114V236H116L115 234H117V236L129 234L134 229V227L132 229V226L135 224H131L132 226L130 225V223L134 222V221L129 220L128 216L130 219L135 218L133 214H137V215L142 216L144 214L145 209L143 211L142 204L139 203L140 204L139 205L138 203H136L139 207L137 206V209H136V207H134V209H136L135 211H133L134 210L133 208L128 209L129 212L133 213L130 216L129 215L130 213L128 214L127 213L128 211L125 210V208H121L124 206L125 202H123V201H125V199H126L125 198V195H126L125 192L126 191L123 190L124 188H115L117 186H114V185L112 188L109 187L111 185V184H109V181L111 183V178L119 175L120 171H118V170H120V169H117V168H119L117 165H119V163H122L120 161H123L122 160L123 157H124V160L126 159L125 155L128 153L127 152V149H129L128 146H131L133 144L132 143L129 145V143H128V145H127V142L130 141V143H131V141H132L131 139L134 140V135L132 136V134L130 135L128 132L126 134H124L127 130L126 129L127 124H128V128L130 129L129 123L124 121L123 116H122L123 117L122 118V117L118 116V114L116 112H113ZM19 119H21V120H19ZM143 119H142V121H144ZM21 121L22 122L26 121V123H29V122L30 123L29 124H26L24 122L21 123ZM207 121H208L209 125L207 124ZM31 122H32V124H31ZM115 122H116V124H115ZM105 124H106V122H105ZM27 125H30V126L32 125V127L27 128L28 127ZM192 125H193V127H192ZM149 130L153 131V135H152V132H149ZM207 131L209 133H207ZM122 133L124 134V136L126 135V138H129V140L127 139L128 140L127 142L125 141L126 142L125 146L128 148H125V146L120 147L117 144V142L119 141V140L117 141V139L123 136ZM130 133H132V132L130 131ZM180 133H181V135L179 137ZM128 134L131 136V138L128 136ZM50 136H51V138H50ZM123 137H122V139H123ZM52 140H53V142H52ZM17 144L21 148L22 152L24 150L25 153L27 152V153L33 154L34 150H35V154H36L37 151L38 152L41 151L37 155L43 156V158L38 156V158H40V160H41V158L43 159L42 162L45 161L44 158L47 159V157L44 156L45 153H48L49 151L53 152V150H54V152H57L56 151L57 148H58L57 150L60 153L63 151L64 154L62 156L66 155L65 157L67 159L72 157L71 154L78 155L75 152L72 153L73 149H71V148H74V150L77 151L78 153L81 150L86 152L87 155H85L86 158H85L84 162H86L87 160L90 162V163H88V161L86 162V163H88V164H86L87 169H89L88 175H90L91 177H94V178L91 179L89 176H87L88 177L87 180H89V182L87 180H86V182H85V180H82L81 181L82 186L79 185V187H77V185H75L74 188L77 187L80 192L85 191V189L83 187V186H85L84 184H87L86 185L87 187L85 186L87 189L89 187L88 184L90 185L91 182H93L92 188L90 186L88 189H90V188H91V190L93 189V192L95 191L94 189L98 190L95 193L96 195L92 196V198L94 197V199H95V196H98V197H96L98 199V200L96 199V202L98 201V203L99 202H101V203L98 204L95 202V204H98L97 205L98 207L95 205L96 209L91 210L90 208H86L88 206L87 200L81 201V203H80L82 205L81 209H80L81 211L79 212L80 214H78L79 217L76 216L78 218L77 220H79V224H80V226L78 224V225H76V227L79 226L80 227L79 232H82V233H80V235H78L79 232L77 230L79 227H77V228L75 227L76 228L75 229L74 228L75 225H72V223L77 224L78 221L72 220L73 222H69V220H71L70 215L72 216V218L73 217L75 218V214L71 213V211H68L67 208L62 209V210H65V212L64 211L62 212L61 209H58L57 205L54 204L55 196L57 197V200L60 199L58 196L59 194L57 195V193H59V191L61 192L60 187H62V185H64L65 183L69 184L68 180H67V182H64L66 180L65 178L67 177L66 175H68V177H69V175H72V174H69V171H70V173H73V176H71V178L74 177V175L78 173L79 168L71 166L72 161H70V160L66 161V162H68L66 165L69 164V169H67L68 172L66 171V169H63V168H61V171H58L59 169H56V170H54L55 171V173H54L55 177H53L54 174H52L50 172L47 174V172L44 173L45 171H38V170H37L38 172L35 171V168L37 169V167L32 161V162H30V164L31 163H33V164H31L28 167L29 169H30V167L32 168L31 172H29L30 170L28 168L26 169V172L28 170L29 175L31 174V177L33 176L34 178L32 177L33 178L32 180L30 179L31 177L28 179H25L29 185L27 183H24V184H22L23 187L22 186L20 187L18 185V180L16 182L14 177H13L14 180H12L13 178L11 179V177L9 178V174L11 172L9 171L10 169L8 167L9 166L8 165L9 164L8 159L11 156V154L13 155V151L17 148L16 147ZM72 144L74 146H72ZM54 145H55V148L53 149L52 147ZM196 145H198V147H196ZM201 145H202V147H201ZM43 148L44 149L46 148L48 150L46 151V149L44 150ZM198 148H199V153L197 152L195 155L194 153L197 151ZM31 149L33 152L32 151L29 152ZM25 150H27V151H25ZM202 150H204V151H202ZM44 151H46V152H44ZM216 151H217V153H216ZM247 151H248V153H247ZM24 152H23V154H24ZM51 152H50L51 155H48L49 159L45 161V162H47L46 166L52 165L50 163L51 162L54 163L56 161L55 155H54L55 153H53V155H52ZM200 152H202V153H200ZM218 152H219V154H218ZM41 153H42V155H41ZM90 153H92L95 157L91 154L92 157L90 158L89 157ZM83 154H85V153H83ZM200 154H201L202 158L199 157ZM246 154H247V156H246ZM24 156H25V154H24ZM52 156H54V157H52ZM97 156L102 157V159H100L101 161L96 162L99 159V158L96 159ZM249 156L250 157L256 156L259 158V160L251 163L249 160V158H250ZM34 157L36 158L37 156L35 155ZM87 158H89L91 160H89ZM92 158L94 159L93 161H92ZM95 159H96V161H95ZM49 160H51L50 163H49ZM93 162H95V163H93ZM100 162H101V168L99 167ZM92 163H93V165H89ZM96 163H97V165H96ZM218 163H220V165H218ZM54 165L55 164H53L52 166H54ZM111 165H113L112 168H110ZM122 165H123V163H122ZM116 166H117V168L114 169V167H116ZM66 167H68V166H66ZM120 167H121V165H120ZM169 167H171V168H169ZM174 167H175V169H174ZM76 168H78V169H76ZM182 168H183V170H182ZM63 170H65V172L67 173L66 175L63 174V172H64ZM116 170L118 172H116ZM56 171H58L60 174ZM114 171L118 174H115V173H114L115 175L112 174ZM132 172H134V171H132ZM132 172H130L128 174L130 176V178H129V176H126V177H127V180H129V182L131 179L132 182H130V183L133 184L134 179L132 180V178H134L135 173H132ZM32 173H34V174H32ZM56 173L58 174L57 176H56ZM168 173L166 175H168ZM173 173L171 175H173ZM49 174L52 176H48ZM78 174L75 176L80 175V174L79 175ZM111 174H112V176L110 178L109 176ZM136 174H138V173H136ZM136 174H135V177H136ZM104 175H106L107 178ZM171 175L164 177V182H167L166 184H167V186H169V188L170 187L173 188L170 190H175L174 191L175 193H173V194H174V196L177 197V195L180 193V191H179L180 189L178 187L179 185L175 182V179H176L175 176L176 175L175 176L173 175L174 179L171 177ZM8 179H10V180L8 181ZM69 179H70V177H69ZM59 181H61V183ZM63 182H64V184H62ZM47 183H50V185H48ZM25 184H27L26 185L27 187L24 186ZM71 184H72V182H71ZM211 185L213 186V188ZM225 185L230 186V188L224 187ZM18 186L20 188H18ZM64 186H69V185L65 184ZM167 186H166V188H167ZM166 188L164 187V189L162 188V191L160 190L161 191L160 193L163 194V195L161 194L162 197H160V198L168 200V201L165 200L166 204H163L164 202H162V204L166 205V207L162 205L164 208L162 207L163 210L161 211V213L164 211L162 213V215L168 221L165 220L164 218L163 219H164V221H167L168 224L171 226V222L169 223V221L173 220L172 225L175 222L174 221L175 220L174 215H173L175 207L172 208V203L170 202L171 199L168 198L169 196H167L169 188H168V190H166ZM228 188L230 190L232 189L231 192H233V190H234L235 191V192H233L234 194L235 193L239 194L238 196H239V199H241L240 201H242V199H243V201L240 204V209L238 210V213L234 211V213L232 212V214H230L231 212H229V214H227L228 218L229 219L231 218L230 222H229V219L227 221H224L221 218L220 214L224 209L223 210L221 209L222 210L221 211L218 208L219 207L218 205H221L223 203L222 200L224 201L225 197L229 194L228 193L227 195H224L228 192ZM88 189L86 191L87 193H88ZM226 190H227V192H226ZM29 192H31V193H29ZM89 192H91V191L89 190ZM224 192H226V193H224ZM139 193L142 194L143 192H139ZM139 193L136 194V195H138L137 198H139L140 197L139 195H141ZM170 193H171V191H170ZM51 194H52V196H54V195L55 196L51 197L50 196ZM88 194L91 196V193H88ZM92 195H93V193H92ZM63 196L65 197L66 195H63ZM175 199H173V200H175ZM2 200H4V198ZM219 202H220V204H218ZM10 203H14V204H10ZM39 203H40V205L42 203V205L45 206L46 210H45V208L41 209L43 206L41 208H37V207H40ZM167 203L169 204V206L171 208L167 205ZM6 204L7 205L9 204V206L7 207ZM32 205H34L35 207H33ZM121 205H123V206H121ZM221 206H223V205H221ZM5 207H7V208H5ZM247 208H248V210H247ZM16 209L18 212L16 211ZM32 209H34V210L31 212ZM37 209H38V211H37ZM88 209H90V210H88ZM131 209H133V210H131ZM169 210L171 211L172 214H170ZM216 210L220 211V212H217ZM39 211H41V212H39ZM19 212L23 213L22 214L23 216L27 215L26 218L28 219V220H26L25 224L22 223L24 226L19 223L20 227L22 226L24 228L21 231H20L19 224L17 223L18 222L17 218L20 217V216L18 217ZM61 212H62V215H63V213H65L66 216L68 217V219L70 218L66 222L69 224H65L63 222V220H65V219L62 220L60 218ZM95 212H97V213H95ZM45 213H47V214H45ZM223 213H224V211H223ZM68 214H70V215L68 216ZM98 215H100V216H98ZM144 215L148 216L147 209H146ZM150 215L152 217L153 214L150 213L149 217H150ZM224 215L226 216V214H224ZM63 217L64 216H62V218ZM13 218H15V219L13 220ZM145 218L150 219L148 217H145ZM241 218H245L248 222H251L250 224H252V225L255 224V226L256 225L260 226L258 229L255 228V230H259V231L263 230V231H261V232L257 231V233H255L256 231H253L254 233L252 232V234H251L250 232H246V230H244L245 232L243 233V235L241 237L242 240H241L238 237L239 236V233H238V231H239L238 225L239 224L238 223L240 221L239 219H241ZM147 219H146V222H149ZM152 219H154V218H152ZM161 219H162V217H161ZM163 219H162V221H163ZM74 220H76V219H74ZM223 221H224V223L226 222L227 224L226 223L224 224ZM258 221L260 223H258ZM13 222L18 224V226ZM42 222H44L47 225H45L44 223L41 224ZM167 222H165V225L167 224ZM204 224L205 223H203V226H204ZM144 226H146V225H144ZM205 226H206V224H205ZM205 226H204V228H207V226L206 227ZM12 227H13V229H11ZM158 227L159 226L155 227V229ZM43 228H44V230H42ZM45 229H46V231H45ZM74 229L78 233L74 232L75 231ZM144 229H146V227ZM152 229L153 228L148 227V229H146L145 233L142 232V233H144L143 234L144 236L143 237L141 236L142 240L140 238V240H141L140 241L141 242L140 243V247H141L140 250L142 249V251H140L139 256H142V258H144L145 264H182V261H183V263L185 261H188V259L190 257L188 255H190V252L187 249H184L187 251L182 250L183 253L178 252L177 250L175 251V249L173 248L174 244L171 243L173 241H171L170 239H169L170 241L169 240L161 241L159 239L160 237L153 232L157 237L154 236V234L151 232ZM205 230H208V229H205ZM2 231L4 232V230H2ZM2 231L0 230L1 233H2ZM218 231H219V229H218ZM1 233H0V236H4V233H3V235ZM66 234L67 235L71 234L73 237H74V235H76L75 238H72V239L70 238L71 240H73L71 242H74V244H71V242H62L61 241V239L66 236ZM43 236H45V237L43 238ZM18 237H19V239H18ZM51 237H53V238H51ZM98 237H101L102 240H104V241L101 240L100 241L101 243L105 242V240H107L106 242L109 241V243H107V244L105 242L104 245L107 246L110 243H113L112 245L115 246V247H113L114 249H112L110 259L107 261H106V255H105L106 249L104 250L102 248L104 246H103V244L99 243L100 239H97ZM103 237H104V239H103ZM1 238L2 237H0V239ZM48 238H51V239H48ZM67 238H69V237H67ZM128 238H130V235H128ZM3 240H4L3 238H2V240H0V245L2 243L3 244L6 243ZM54 240H56L58 243H56V241H54ZM97 240H98V243L102 246H100L99 244H96L95 241H97ZM41 242L44 244H42ZM240 243H243V246H242L243 249L241 248L242 252H239L240 250L237 248L238 247L237 244H240ZM3 244H2L3 250H1V246H0V250L2 252H4L6 250L5 249L6 245H3ZM41 244L43 246L45 244H50V245H48V246L45 245L46 247L44 246V249H43V246L41 247ZM106 246L104 248H106ZM251 251H252V253H254V256L253 255H252V257L247 256L246 253L251 252ZM5 252H7V251H5ZM37 252H39V249L37 250ZM181 253L183 254V257H182ZM36 254H38V255H36ZM31 256H32V258H31ZM139 258H141V257H139ZM125 260L127 262H124ZM132 264H134V263H132ZM139 264H141V261Z\"/></svg>", "mask_w": 264, "mask_h": 264}]
</instances>
